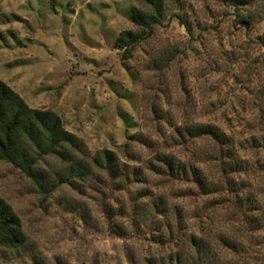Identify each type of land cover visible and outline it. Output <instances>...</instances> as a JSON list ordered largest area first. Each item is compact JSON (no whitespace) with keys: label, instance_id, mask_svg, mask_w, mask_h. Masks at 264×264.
Listing matches in <instances>:
<instances>
[{"label":"rangeland","instance_id":"1","mask_svg":"<svg viewBox=\"0 0 264 264\" xmlns=\"http://www.w3.org/2000/svg\"><path fill=\"white\" fill-rule=\"evenodd\" d=\"M246 1L162 0L157 21L125 53L115 40L136 29L133 9L148 11L140 0H0V79L29 106L54 110L91 154L110 150L120 167L138 172L124 181L102 171L97 181L64 185L71 195L43 196L0 159V197L26 237L19 248L0 244V264H167L192 234L214 241L222 264H264V225L252 222V201L236 203L251 196L264 208V2ZM165 70L157 91L178 86L226 145L211 139L214 151L198 153L177 129L180 139L163 143L171 151H156L133 99L151 87L146 72ZM156 132L165 134L159 124ZM145 151L155 155L145 161ZM169 159L187 175L172 173ZM142 202L152 216L146 224L134 219ZM154 204L175 224L172 244Z\"/></svg>","mask_w":264,"mask_h":264},{"label":"trees","instance_id":"2","mask_svg":"<svg viewBox=\"0 0 264 264\" xmlns=\"http://www.w3.org/2000/svg\"><path fill=\"white\" fill-rule=\"evenodd\" d=\"M140 2L148 8V11L133 9L131 21L136 29L122 30L115 40V47L124 50L125 53L144 38L145 32L157 21L161 11L162 0H140ZM243 4L250 2L246 1ZM250 13L248 9L247 15L253 18ZM187 134L192 139L211 137L219 145H226L229 142L226 134L213 124H200L195 136L192 132ZM226 157L231 156L228 153ZM0 159L17 168L43 196H50L62 185L74 187L76 183L97 181L95 177L102 171H107L112 178H121L124 181L130 180V175L133 179L138 175L137 171L133 169L130 171L127 166L120 167L115 154L110 150L103 149L91 154L84 141L65 128L61 117L54 110L29 106L2 79H0ZM51 159L54 164L50 163ZM60 162L68 163L70 167L62 170L58 167ZM233 163L238 165L237 162H232L231 166ZM167 164L175 175L180 176L181 173L187 175L184 166L170 159L167 160ZM250 197L236 196V203L243 208L246 205L248 207V203L252 201V222L257 227H261L264 225V208L259 201ZM145 204L142 202L135 212L136 222L146 224V221L152 217L150 209H145ZM153 208L158 230L164 233L165 229L169 235L167 243L172 244L177 240L173 235L175 224L168 220L166 210H161L162 206L159 208L158 204H154ZM177 218L178 229H181L183 219L181 216ZM221 240L230 250L237 251L235 239ZM25 241L19 216L10 204L0 197V244L13 249L21 247ZM183 241L185 244L182 250L187 249V251L184 253L175 251L169 254L167 264H188V255L192 253L195 254L193 258L196 264H222L214 250L216 245L214 241L194 234Z\"/></svg>","mask_w":264,"mask_h":264},{"label":"clouds","instance_id":"3","mask_svg":"<svg viewBox=\"0 0 264 264\" xmlns=\"http://www.w3.org/2000/svg\"><path fill=\"white\" fill-rule=\"evenodd\" d=\"M262 2H264V0H262ZM183 39L186 40L187 38L184 37ZM152 55L157 54L152 53ZM148 61L149 57L144 56L143 62L147 63ZM167 79L168 73L166 70L162 73L146 72L144 76V84L146 86L150 85L151 87H145L142 99H133V102L137 104V109L143 118L141 121L144 126L143 131L159 141L156 151L160 152L171 151L170 149H165L163 147L164 141L170 143L172 139H180L177 135V129L186 136L188 132H192L195 136V133L200 128V108L188 104L178 86L173 87L170 91H166V94L164 95H161L160 92L157 91L158 88L164 86L162 82L167 81ZM153 111H155L156 116L160 117L159 121L153 116ZM157 124L163 129L165 133L163 136L156 132ZM132 131L135 132L137 129H133ZM189 146L195 148L198 153L203 151H214L215 149L211 137L190 139ZM153 155H155V152L148 153L145 151L144 160H148ZM58 167L62 170H66L70 165L68 163L60 162L58 163ZM97 171H99V169H97ZM215 178L216 177H212L211 179ZM61 194L71 195L72 192L71 189L62 185L53 193V196L60 197Z\"/></svg>","mask_w":264,"mask_h":264}]
</instances>
